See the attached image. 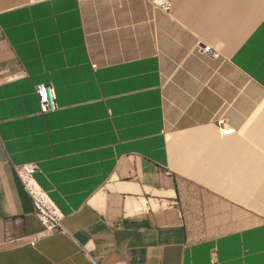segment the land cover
<instances>
[{
	"label": "crops",
	"instance_id": "obj_1",
	"mask_svg": "<svg viewBox=\"0 0 264 264\" xmlns=\"http://www.w3.org/2000/svg\"><path fill=\"white\" fill-rule=\"evenodd\" d=\"M169 2L0 0V264H264V0ZM28 162L66 230L34 245Z\"/></svg>",
	"mask_w": 264,
	"mask_h": 264
},
{
	"label": "built area",
	"instance_id": "obj_2",
	"mask_svg": "<svg viewBox=\"0 0 264 264\" xmlns=\"http://www.w3.org/2000/svg\"><path fill=\"white\" fill-rule=\"evenodd\" d=\"M152 2L161 5L164 9H168L170 6L169 0H152ZM202 50L208 52L209 47H204ZM34 91L38 99L39 111L41 113H47L57 108L55 92L51 85L44 83L36 84ZM218 127L223 133H227L232 130L224 129L221 121L218 123ZM12 168L23 189L31 198L34 214L42 225V231L35 234L28 243L30 245H34L39 237L56 232L65 233L66 230L62 225V213L34 178V173L38 170L37 164L35 162L13 164ZM8 239H10L9 241L11 242L19 240L18 238ZM84 254L90 258L92 264H96L95 260L92 259L87 250H84ZM210 261L211 264H216V260L214 258Z\"/></svg>",
	"mask_w": 264,
	"mask_h": 264
},
{
	"label": "trees",
	"instance_id": "obj_3",
	"mask_svg": "<svg viewBox=\"0 0 264 264\" xmlns=\"http://www.w3.org/2000/svg\"><path fill=\"white\" fill-rule=\"evenodd\" d=\"M177 198L179 199V205L182 210V214L184 216V222L185 227L189 231L190 235L192 236V233L189 229V225H191L193 228H196L202 233V229H198V225L195 220H198L199 218L202 219V212H197L196 210H200V207H197L198 201H199V195L197 192V186H195L192 182L183 179V178H177V186L175 187ZM192 199H194V203L192 202ZM196 206V207H195ZM195 207V208H194ZM190 218V219H189ZM192 221L191 224H189Z\"/></svg>",
	"mask_w": 264,
	"mask_h": 264
},
{
	"label": "rangeland",
	"instance_id": "obj_4",
	"mask_svg": "<svg viewBox=\"0 0 264 264\" xmlns=\"http://www.w3.org/2000/svg\"><path fill=\"white\" fill-rule=\"evenodd\" d=\"M191 223H192V221L189 224H191ZM189 229H190L193 237H198L199 235H202V233L199 230H197L196 228H193L191 225H189Z\"/></svg>",
	"mask_w": 264,
	"mask_h": 264
},
{
	"label": "bare ground",
	"instance_id": "obj_5",
	"mask_svg": "<svg viewBox=\"0 0 264 264\" xmlns=\"http://www.w3.org/2000/svg\"><path fill=\"white\" fill-rule=\"evenodd\" d=\"M224 129H230V128H224ZM233 130H230V131H228V132H232Z\"/></svg>",
	"mask_w": 264,
	"mask_h": 264
}]
</instances>
